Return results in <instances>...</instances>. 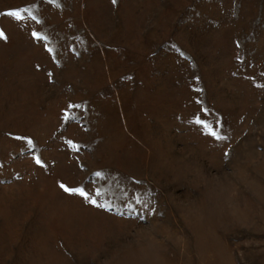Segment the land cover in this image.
I'll return each mask as SVG.
<instances>
[{
  "label": "rangeland",
  "instance_id": "1",
  "mask_svg": "<svg viewBox=\"0 0 264 264\" xmlns=\"http://www.w3.org/2000/svg\"><path fill=\"white\" fill-rule=\"evenodd\" d=\"M0 33V264H264V0H0Z\"/></svg>",
  "mask_w": 264,
  "mask_h": 264
},
{
  "label": "bare ground",
  "instance_id": "2",
  "mask_svg": "<svg viewBox=\"0 0 264 264\" xmlns=\"http://www.w3.org/2000/svg\"><path fill=\"white\" fill-rule=\"evenodd\" d=\"M223 253V252H222ZM148 258H145L143 261H137L134 262L133 264H146V261H148ZM204 262L208 264H233V261L230 259L229 256H226L224 262L218 258L216 254H205Z\"/></svg>",
  "mask_w": 264,
  "mask_h": 264
},
{
  "label": "snow or ice",
  "instance_id": "3",
  "mask_svg": "<svg viewBox=\"0 0 264 264\" xmlns=\"http://www.w3.org/2000/svg\"><path fill=\"white\" fill-rule=\"evenodd\" d=\"M10 15H12V16H14V17H16L17 19H21V16H20V13L19 12H12V13H10ZM33 19H35V17H32ZM33 35H34V37H36V38H40L39 37V34L38 33H33ZM0 38H3V33H0ZM213 135H215L214 133H213ZM30 142V141H29ZM69 143H71V142H69ZM38 163H39V161H37ZM97 175H99V173H97ZM62 187H63V185H62ZM66 191H75V192H78L80 195H82V196H84V195H86L82 190H80V189H65ZM94 202V201H93Z\"/></svg>",
  "mask_w": 264,
  "mask_h": 264
}]
</instances>
